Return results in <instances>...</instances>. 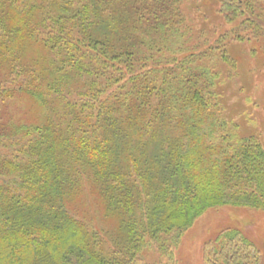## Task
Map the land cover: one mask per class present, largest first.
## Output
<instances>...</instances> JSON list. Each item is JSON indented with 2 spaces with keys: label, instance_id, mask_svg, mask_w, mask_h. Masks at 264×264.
<instances>
[{
  "label": "trees",
  "instance_id": "1",
  "mask_svg": "<svg viewBox=\"0 0 264 264\" xmlns=\"http://www.w3.org/2000/svg\"><path fill=\"white\" fill-rule=\"evenodd\" d=\"M240 3L218 12L264 56V24L242 17L264 21V0ZM186 27L181 0H0V264H149L209 205L264 210V141L199 56L233 59Z\"/></svg>",
  "mask_w": 264,
  "mask_h": 264
},
{
  "label": "rangeland",
  "instance_id": "2",
  "mask_svg": "<svg viewBox=\"0 0 264 264\" xmlns=\"http://www.w3.org/2000/svg\"><path fill=\"white\" fill-rule=\"evenodd\" d=\"M222 1L225 0H181L183 20L186 30L189 29L186 40L189 47L195 42H201L202 47L194 51L202 53L205 48H217L215 45L221 42V49L233 59L231 63L220 62L213 57L209 61L204 55L206 52L200 54V63L214 73L220 72L216 84L226 104L227 116L232 117L239 128L254 132L264 141V56L254 53L250 44L236 40L247 32L252 37L251 30L244 29L246 23L241 25L242 22H227L221 17L218 11ZM240 2L241 9H244V0ZM242 14L249 21L258 20L261 25L264 24L263 18L257 17L259 13L255 14L247 8V12ZM204 41L207 45H204ZM216 50L214 52L219 56L220 52ZM233 109L240 111L235 117L232 116ZM247 112L251 120L248 117L242 118L243 114L248 116L245 114ZM242 134L245 135L244 132ZM91 192L90 188L84 187L85 210L88 220L101 228V224L106 223L101 221L100 205ZM206 204L207 202L197 204L193 211L196 212ZM224 234H239L234 239L237 240V250L232 249L229 253L224 250L225 245H229L223 240ZM160 236L158 234L156 237ZM152 247V250L139 253L143 256V261L149 264H264V210L229 202L209 205L199 215L196 214L188 228L182 232L176 246L161 249L156 242ZM165 250L162 256L161 251ZM226 255H231V258Z\"/></svg>",
  "mask_w": 264,
  "mask_h": 264
}]
</instances>
